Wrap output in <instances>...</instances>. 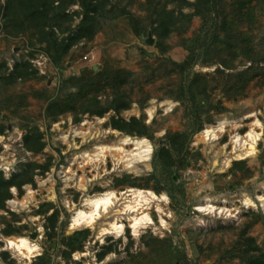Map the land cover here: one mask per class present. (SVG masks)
<instances>
[{
    "label": "rangeland",
    "instance_id": "374dc122",
    "mask_svg": "<svg viewBox=\"0 0 264 264\" xmlns=\"http://www.w3.org/2000/svg\"><path fill=\"white\" fill-rule=\"evenodd\" d=\"M115 1L125 5L123 0ZM147 2L135 0L127 5L133 19L143 21L145 34L135 33L127 15L110 18L112 15L107 14L103 28L92 39L71 47L58 65L47 54L44 43L31 41L27 34L15 38L7 35L0 14V74H8L22 61L37 72L25 80L0 84L4 104L10 105V109H0V173L9 180L30 163L48 166L47 170L35 169L34 183L23 185L21 192L16 187L10 189L12 197L0 211L7 220L5 224L0 221V264H248L247 257L259 254L247 252L249 238L264 253V127L253 125L256 121L264 124V75L255 77L242 95L227 98V76L218 73H237L251 65L264 66V62L254 64L240 53H224L220 55L224 60L233 59L234 69L227 70L219 63V54H211L209 60L200 55L189 71L206 77L216 89L208 88L206 97L198 96L196 103L177 100L184 78L171 63L184 62L192 49L204 55L200 47L202 43L212 45L214 33L220 32L222 14L212 11L206 23L194 16L186 32H174L166 38V50L162 51L147 19ZM222 3L223 12L230 18L239 11L237 0ZM167 8L171 10L174 5ZM67 12L74 28L81 19L80 7L71 5ZM182 12L190 15L195 8L185 7ZM242 13L241 19L231 18V30L249 34L254 51L251 56L263 55L264 0H252ZM115 70L132 73L123 88L129 93L130 106L120 116L143 121L148 126L147 135L131 136L113 129L109 125L112 110L102 116L82 113L77 123L75 113L55 120L45 116L48 100L61 94L63 82L69 78ZM112 92L107 82L93 86L87 94L92 101L85 110L93 109L90 104L95 101L102 109ZM23 95H28L26 105L16 108ZM8 97L15 105L7 104ZM196 110L200 112L198 120ZM222 122L226 124L217 138L206 140L203 132ZM199 125L202 128L194 132ZM250 130L259 134L255 154L239 158L237 155L245 150L236 151L232 141ZM27 131L41 134V152L26 149ZM169 132L190 136L187 148L174 158L171 179L153 163L157 146ZM124 137L146 139L151 147L149 161L130 169L124 162L125 152L96 150L112 147ZM131 149L125 147L126 151ZM241 160L249 171L232 173L234 163ZM154 173L155 179L147 181ZM124 176H130L128 183L117 185L116 179ZM131 189L151 194L136 198ZM104 194L116 197L112 208L93 226L72 228L74 214L80 209L88 211L84 200ZM47 203L53 208L40 213ZM130 207L135 211L128 210ZM142 217L141 227L134 233L130 219ZM116 221L123 228L120 235L103 231ZM6 229L11 235L3 233ZM83 231L86 238L81 247L67 257L68 238H78L76 233ZM21 237L36 248L32 254L7 246V240ZM154 238L166 241L162 251H170L168 257L151 253L158 246Z\"/></svg>",
    "mask_w": 264,
    "mask_h": 264
},
{
    "label": "trees",
    "instance_id": "16d2710c",
    "mask_svg": "<svg viewBox=\"0 0 264 264\" xmlns=\"http://www.w3.org/2000/svg\"><path fill=\"white\" fill-rule=\"evenodd\" d=\"M123 1H125L124 6H121L120 2L115 0H4V3L0 0V14L3 18L2 29L7 35L14 38L27 34L31 41L37 39L40 43H44L47 54L51 57L53 63L58 65L71 47L82 40L92 39L103 28L107 14L112 15L110 18L127 15L129 19L132 18L131 21L135 33L139 36L145 34L147 28L141 25L143 21L134 20V17L127 10V5L133 4L135 0ZM237 1H239V11L231 18L241 19L243 17L242 9L252 0ZM222 2L224 0H196L194 3L189 2V0H148L147 4H144L148 12L147 19L150 21L153 33L158 36V44L161 46L162 51L166 50L163 47L166 45V38L174 32H186L194 16L201 17L204 23H206L207 17H209L208 15L212 11L222 14V22L219 27L217 26L220 32L214 33L212 45L202 43L200 47L201 53L204 51V55L196 54L194 49H192L193 52L184 62L171 63L184 78V85L179 87L176 98L183 103L185 101L196 103L198 96L204 95L206 97L208 88L210 90L216 89V86L210 84L209 79L207 80L206 77L192 74L189 71L197 63L198 59H201V56H207L205 59L209 60L211 54H219V63L227 70L234 69L232 65L233 59L224 60L222 56L220 57L224 53L233 55L240 53L254 64L264 62V54L255 53L254 57L251 56V54H254V51L249 34L231 30L233 19L223 12L222 4L224 3ZM75 4H78L80 7L79 15L81 19L73 28L72 17L67 11L71 5ZM171 4L174 5V8L170 10L167 7ZM189 6L194 7L195 12L190 15L184 14L182 10ZM108 7H110V10L107 11ZM57 30L62 34L61 38L58 37ZM222 32L224 36L220 37ZM93 73L88 78L73 76L66 82H63L61 94L48 100L44 112L45 116L51 120H55L65 113H75L74 122L77 123L80 120L77 116L82 113L89 112L90 114L102 116L107 111L112 110L114 115L111 117L109 125L113 129H118L124 134L131 136L147 135L148 126L143 121L136 117L126 120L120 116V113L128 110L130 106L129 93L123 88L128 83L132 73L125 72L124 70L102 71L94 75ZM218 73L227 76V81L224 84L225 95L227 98H233L242 95L248 84L255 77L264 75V66L251 65L243 71L232 74H225L224 70H218ZM32 74L35 75L37 72L31 70L28 62H17L8 74H0V84L11 83L18 78L25 80ZM106 82L113 89L110 99L107 100L102 109L95 101L90 104V107H94L93 109L85 110L87 103L92 101V99L87 98V94L91 92L92 87ZM27 96L23 95L20 97L22 102L16 103L15 107L19 108L23 106L22 103H26ZM11 99L13 98L8 97L7 104L9 102L12 103ZM5 102L6 99L3 98L0 91V109H10V105L4 104ZM199 106H203V104L201 103ZM194 117L196 120L199 119L200 112L198 110L194 112ZM201 128L202 125H199L194 132L199 131ZM1 131H3V127H1ZM189 138L190 136L185 135V133L169 132L154 152L153 163L155 167L158 171H162L164 175L167 174L169 179H171L172 175L171 169L175 162L174 158L175 156L180 157L182 151L187 148ZM24 143L26 149L33 153H39L44 148L41 134L38 132L27 131L24 135ZM23 167L22 172L9 180H6L2 173H0V211L5 208L6 202L12 197L10 190L12 187H16L21 192L23 185L34 183L35 169H48V166H40L35 163H30ZM247 169L246 162L241 160L234 163L231 171L232 173H236V171H245ZM156 176L157 174L154 173L146 180L155 179ZM128 179H130V176H124L121 179L117 178L116 184L122 185L128 183ZM52 208V203L44 204L41 207L40 213H46ZM0 221L2 224L7 223L6 218L1 214ZM3 233L7 236L11 235V231L8 229L3 230ZM76 236L79 237L68 238L69 242L67 245L70 249L65 254L67 257H70L73 252L79 250L81 241L86 238V232H77ZM152 241L158 246H156V249H151V253H156V256L163 253L167 257L170 255V251L169 253L162 251L166 241L156 238L152 239ZM248 241L250 246L247 252L258 251L259 254H250L251 256L247 257V263L264 264V253H260L261 250L254 244L253 238H249ZM39 259L41 260L42 256H39ZM100 260H102V256Z\"/></svg>",
    "mask_w": 264,
    "mask_h": 264
},
{
    "label": "bare ground",
    "instance_id": "6f19581e",
    "mask_svg": "<svg viewBox=\"0 0 264 264\" xmlns=\"http://www.w3.org/2000/svg\"><path fill=\"white\" fill-rule=\"evenodd\" d=\"M226 123H219L217 127L215 128H207L203 134L206 138V140H214L217 138V133L222 132L223 128L225 127ZM255 127L262 129L264 127V124L256 121L253 124ZM259 140V134H255L253 130H250L247 132L244 136H235L233 139L232 143L235 145V149L237 151V148L241 149L239 151H244L242 154H238L237 156L239 158H244L247 156H252L255 154L256 151V144L257 141ZM131 146L132 149L131 151H126L125 147ZM110 149L112 150H117V151H122L125 152L124 157V162H126V167L127 168H134L136 163L140 162H148L150 159V154H151V147L149 142L146 139H135V138H129V137H124L120 139L118 143L113 145L112 147L109 148H96V150L104 151ZM108 151V150H107ZM100 152V153H102ZM99 154V153H98ZM98 157V156H97ZM129 192H132L136 195V198H142L141 195L143 193L151 194L150 192H141L135 189L129 190ZM114 197L112 194H104L99 197L95 198H86L83 202V206L85 209H88V211H85L83 209L78 210L74 214V216L71 219V227L72 228H77V227H82V226H93L97 219L102 216L103 213L108 212L110 208L114 205ZM134 208V207H133ZM128 210L135 211L132 209V207L128 208ZM146 219V217H144ZM131 220V228L133 232H137L138 228L141 227V224L143 222V217L141 219L138 218H132ZM150 220V219H149ZM149 224L152 223V221L148 222ZM122 225L116 222H111L108 224V229H103L105 233H117L120 235L122 233ZM7 246L9 248L18 250V251H24L26 254H32L36 248L34 246L28 244L26 238H18V239H10L7 240Z\"/></svg>",
    "mask_w": 264,
    "mask_h": 264
}]
</instances>
